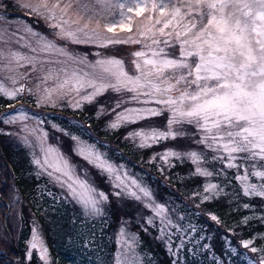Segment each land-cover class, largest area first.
<instances>
[{"label": "snow or ice", "instance_id": "6c2138e0", "mask_svg": "<svg viewBox=\"0 0 264 264\" xmlns=\"http://www.w3.org/2000/svg\"><path fill=\"white\" fill-rule=\"evenodd\" d=\"M3 7L4 0H0V8ZM17 7L50 21L49 27L56 30L57 36L72 43H94L101 48L113 44H141L142 48L132 53L129 69L124 60L116 56L101 57L94 62L74 57L35 33L30 26H17L14 31L0 30V43L4 45L11 44L19 32L35 38V46L31 42L21 43L24 36L14 41L35 55L12 48L5 52L0 48V71L11 73L0 78V96L14 100L26 91L32 93V89L20 83L29 78V74L19 72V68L44 70L45 75L38 77L42 84L54 81L53 87L43 88L38 104L54 103V96L75 92L79 100L72 107L80 108L81 101L91 103L111 89L117 93V98L107 108L101 105L98 112V115L106 113L114 117L109 128L166 116L164 128L150 124L129 132L125 138L138 141L139 147H151L161 140L190 139L195 147L180 151L167 149L159 158L164 163H168L169 158L187 159L196 166L194 172L205 177L220 173L209 171L203 165L210 160L219 162L222 170H237L239 174H234V179L240 183L244 196L264 199V0H29ZM70 13L77 18L72 19ZM132 14L150 22L140 32L142 39L131 35L125 39L104 37L90 27L93 21L99 27L100 20L104 19L107 33H113L117 27L131 32L126 22L132 20ZM0 19L6 18L0 16ZM8 32L11 34L6 35ZM53 52L67 57L71 66L67 61L52 60ZM40 53L49 56L41 57ZM53 64L59 67L44 68ZM4 79L13 86H6ZM133 103L137 106H128ZM27 119L28 114L20 110L14 115L5 114L3 123L15 125ZM20 132L35 137L33 142H29L27 135L22 137L25 144L38 148L42 154L38 158L34 153L33 163L66 188V194L76 200L86 214L102 215V204L109 199L108 195L98 192L86 179L73 173L58 150L45 144L47 133L36 135V129L30 130L27 125L21 127ZM84 153L85 149L81 148L80 154L90 163H93L90 157H95L97 167L108 173L115 171L95 152L89 151L86 156ZM252 177L261 183L249 182ZM115 179L119 182L116 187L123 186L136 200H141L136 188L144 198H149L145 207L159 218L161 233L171 238L167 229L179 226L169 218L166 207L153 204L150 192L135 180L125 184L120 175ZM204 190L218 191V185L208 184ZM212 219L217 220V217L212 216ZM147 223L152 224L153 218ZM120 237L118 243L122 244V250L116 264H140L134 252L135 237L127 234L123 227ZM252 244L251 239L242 241L243 247L250 248L251 252H264V249L250 247ZM182 246L181 242L177 247ZM29 248V258L31 250L39 249L41 260L47 264L48 249L35 228ZM258 264H264V255Z\"/></svg>", "mask_w": 264, "mask_h": 264}, {"label": "trees", "instance_id": "16d2710c", "mask_svg": "<svg viewBox=\"0 0 264 264\" xmlns=\"http://www.w3.org/2000/svg\"><path fill=\"white\" fill-rule=\"evenodd\" d=\"M10 9L17 12L9 8L8 15L15 17ZM12 101L0 96V111ZM64 111L83 125L52 116L54 122L97 143L112 161L132 169L168 208L179 227L167 229L169 238L161 233L159 219L147 223L149 211L141 201L138 205L123 195H111L103 214L90 218L62 194L61 186L39 170L25 144L7 138V127L0 117V220H5L11 206L3 223L8 240L0 245V264H43L35 251L26 259L34 228L46 240L53 264H113L116 237L122 225L137 232L142 264H258L264 252L253 253L243 247L242 241L251 239L250 247L264 249V199L243 195L240 183L234 179V174H239L236 169L222 170L219 162L210 160L204 167L220 174L198 175L194 172L196 166L187 159L171 158L164 163L159 158L167 149L195 147L190 139L161 140L151 147H139L137 141L125 138L128 131L109 128L90 109ZM165 122L166 116H161L149 124L164 128ZM138 128L141 127H130L131 131ZM92 168L93 182L108 192V176ZM212 179L218 182L221 194L204 199V188ZM251 179L256 182V178ZM90 230L94 237L88 240ZM181 242L183 246L178 248Z\"/></svg>", "mask_w": 264, "mask_h": 264}, {"label": "rangeland", "instance_id": "374dc122", "mask_svg": "<svg viewBox=\"0 0 264 264\" xmlns=\"http://www.w3.org/2000/svg\"><path fill=\"white\" fill-rule=\"evenodd\" d=\"M25 2H29V0H4L5 7L0 8V16L5 17L6 19H0V30H5V29H10V30H15L17 26H23V27H31V29L37 33L38 35H41L45 37L46 39L52 41L55 43L58 47L63 48L66 52L70 53L72 56L81 58V59H86L88 62H94L95 60L105 57V56H116L117 58L123 59L125 62L126 68L131 69V61L133 59L132 53L137 50H141L142 45L141 44H113L109 45L107 48H101L97 44L94 43H72L71 41L68 40H63L60 39L59 36L56 34V30L49 27L50 21L45 20L42 17L36 16V15H29L27 11L23 7H17L18 4H23ZM31 2H35V0H31ZM9 8H14V11L17 12H12L11 9V14L15 15V17H11L8 15V9ZM72 19H76L77 17L70 13L69 14ZM133 18L131 21H127L126 23L131 27L132 31L128 32L126 29L122 30L120 27H117L113 33H107L104 29V24L107 22L104 19L100 20V25L97 27V24L95 21L90 25L92 28H96L97 31H99L102 36L104 37H118L121 39L127 38L129 35L135 37V38H141L140 37V32L142 30H145L147 26H149L150 22L146 20L144 17H137L134 14H132ZM111 19V17H109ZM11 34V32L6 33V35ZM21 36H24L25 39L21 43H26V42H31L33 46H35V38H30L27 36L26 33L24 32H19L17 35L13 38V42L9 45H4L3 43H0V48L4 49L5 52L9 48L18 50L22 53H25L27 55H35L34 53H31L28 48L21 47L20 45L16 44L14 41L17 39H20ZM142 39V38H141ZM171 39V37L169 38ZM85 50V51H84ZM41 57H47L49 56L48 53H40L39 54ZM50 58L52 60H60V61H67V64L71 66V61L68 60L67 57L59 55L58 53H51ZM48 67H52L53 69L58 68V64H53V65H45L44 68L47 69ZM0 68H2V65H0ZM37 68L40 69V65H37ZM19 72L25 73L27 72L29 74V78L20 81V83H24L27 88L32 89V93L30 94L29 92H25L18 96L16 99H14L12 102L8 103L7 107L2 109L0 111V117L3 120V116L5 114H16L20 110L25 111L28 114V119L25 121H18L15 125H9L5 124V127H7V138L10 139H18L20 142L23 144L24 141L22 139L23 136L27 135L29 142H33L35 140V137L33 135H28L27 133H22L20 132L21 127L24 125H27L28 129H36V135H42L43 133H47V136L45 138V144L46 145H51L55 147L58 152L68 161V164L70 165L71 169L73 170V173L80 177L81 179H86L87 182L93 186L98 192H104L108 197L111 195H116V193L119 191L121 192L124 196L125 199H132L134 200L133 203H138V201H141L144 205H146L149 202V198H144L143 194L139 192V189L136 188L134 190L137 191L138 195L141 196V200H136L134 197L130 196L127 194V192L124 190V187L121 186L120 188H117L116 185L119 183L115 177L116 175H120L122 178H124L125 184H129L130 180H135L137 184L145 189H147L150 194H151V202L153 204H161L164 205L163 203H160L156 198L152 190L146 186L134 173L132 172V169L126 168L123 165H119L116 162L112 161L109 156L107 151L102 149L97 143L86 140L82 138L80 135L63 128L61 125L57 124L54 122L52 119V116H57L58 118L61 119H66L68 123L75 124V125H83V122L81 120H75V117L66 115V111L64 110H77V111H82L84 109H90V111L96 112L98 115V112L100 110V106L104 105L105 108H107L109 105L112 104V102L117 98V93L113 92L111 89L106 91L103 95L97 96L93 102L88 103L85 101H81L82 106L80 108H74L72 107V104L75 103L76 100H79V96L75 92H68L66 95L63 96H54V103L52 102H44V103H37L38 97L43 95V88L44 87H53L54 86V81H48L46 84H42L40 79L38 77H42L45 75L44 70L40 71H31L30 68H19ZM6 75H11V73H6L4 71H0V78L5 77ZM3 82L5 83L6 86L12 87L13 85L11 82L7 79H4ZM18 86V85H17ZM39 86V87H38ZM112 94V95H110ZM123 95V94H121ZM9 105H13L14 108H10ZM128 106H137L134 103L129 104ZM162 107V106H161ZM2 114V115H1ZM100 117L106 121L108 124L109 122L114 119L113 116H110L108 114H101ZM155 118L152 121H143L138 124H126L124 126H121V128H124L126 131L132 132L130 127H147L149 126L151 122H153ZM149 124V125H148ZM154 124V123H153ZM127 133V134H128ZM75 137L76 139H73ZM15 139V140H16ZM138 142V141H137ZM157 144V143H155ZM29 150L31 151L33 158H34V153L36 156L39 158L42 156V154L39 153L38 148H33L29 144H25ZM84 148L85 153L84 155H88L89 151L95 152L97 155L102 157L104 161H107L109 164L113 166L115 171L113 173H108L101 168L96 166L95 157H90V159L93 160V163H90L89 160L85 159L84 156L80 154V149ZM72 155V156H71ZM171 160V158H169ZM204 166V165H203ZM97 168L100 171L106 173L108 176V185H109V191H105L103 188H100L97 186L91 177L94 176L91 170L93 168ZM39 168V166H38ZM221 168V167H220ZM40 171L43 173L47 174L45 171H43L41 168H39ZM211 171V170H209ZM213 177V176H212ZM252 183H261L259 179L256 178V182H253L252 179L250 178V181ZM58 184V183H57ZM216 184L218 185V182H216L214 179L208 180L207 184ZM60 186V184H58ZM112 185L115 187H112ZM62 188V187H61ZM65 196L69 197L66 193L67 190L66 188H62ZM205 189V188H204ZM118 190V191H117ZM221 194V188L218 186V191L217 190H210L208 192L203 193V198L207 196L208 198H212L215 196H219ZM71 198V197H70ZM207 198V199H208ZM72 199V198H71ZM75 203H77L82 209L83 207L74 199H72ZM109 200V199H108ZM107 200V201H108ZM105 202L102 204V208L104 207ZM165 206V205H164ZM166 207V206H165ZM147 211H149L148 218L152 217L153 220L159 219L154 216V213L150 208H147ZM168 210V208L166 207ZM84 211V209H83ZM8 212V210H7ZM7 218L11 212V206H10V211L7 214ZM85 213V211H84ZM86 214V213H85ZM5 215V216H6ZM90 218L92 217H97L93 215H88ZM167 215L170 217L169 210L167 211ZM99 216V215H98ZM160 221V220H159ZM5 220H0V245H2L3 242L7 241L8 238L4 234L3 230V223ZM124 228L125 232L131 236H134L136 239V244L134 247V252L136 257L139 259L140 264H142V257L143 255L140 253L138 250V234L136 231L128 227L127 225H122L121 228ZM162 227V225H161ZM120 228V229H121ZM37 232L39 233L40 237L43 240L44 246L48 249L46 240L41 234V231L39 229H36ZM88 233V240L93 239V233L91 230ZM32 238V237H31ZM31 240V239H30ZM121 240L120 237V230L118 232V235L116 237V250L113 255V264H116V257L120 254L122 250V244L118 243V241ZM30 242V241H29ZM99 245V243H98ZM30 248L28 245V250L26 252V259L29 260L28 252ZM125 252H127V249H123ZM38 254V258L40 261L45 264V261L41 260L40 258V252L39 249H33L31 250V253L34 254L35 252ZM47 264H53V258L50 254V251L48 249V261ZM88 264H92L89 262Z\"/></svg>", "mask_w": 264, "mask_h": 264}, {"label": "water", "instance_id": "95a60500", "mask_svg": "<svg viewBox=\"0 0 264 264\" xmlns=\"http://www.w3.org/2000/svg\"><path fill=\"white\" fill-rule=\"evenodd\" d=\"M8 213H9V212H8ZM8 213H7V214H8ZM6 218H7V215H6V217H5V220H6ZM2 253H3V251L0 252V257H1V255H2Z\"/></svg>", "mask_w": 264, "mask_h": 264}]
</instances>
